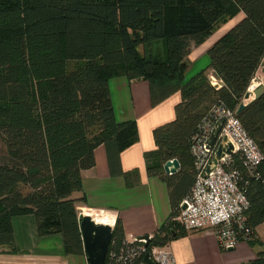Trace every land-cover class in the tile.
<instances>
[{"label": "trees", "instance_id": "obj_1", "mask_svg": "<svg viewBox=\"0 0 264 264\" xmlns=\"http://www.w3.org/2000/svg\"><path fill=\"white\" fill-rule=\"evenodd\" d=\"M242 18L208 49L213 87L203 70L186 80V57L219 25ZM162 41L165 58L151 56ZM259 70L264 71V0H0V247L15 254L11 220L32 215L40 237L60 234L69 254L83 255L75 194L81 173L94 167L93 152L104 146L110 156L137 142L136 123L115 120L109 81L124 76L150 85L152 105L179 92L175 118L153 129L155 149L150 175L168 189L171 216L132 261L116 223L105 264H140L153 247L186 234L172 221L195 180L193 138L212 109L235 112L257 145L261 162L244 167L232 157L239 188L248 207L240 242L256 244L264 223V95L236 114ZM177 160L180 170L167 176L163 165ZM142 245V244H141ZM5 253V252H4ZM121 255L124 262L114 261ZM246 264H264V249Z\"/></svg>", "mask_w": 264, "mask_h": 264}, {"label": "crops", "instance_id": "obj_2", "mask_svg": "<svg viewBox=\"0 0 264 264\" xmlns=\"http://www.w3.org/2000/svg\"><path fill=\"white\" fill-rule=\"evenodd\" d=\"M236 18L234 25L242 15ZM224 33L212 40L209 37L202 45L191 46L186 57L187 71L203 61L205 66L197 73L210 72L207 51ZM161 52V57L152 53L151 56L163 60L165 47ZM109 91L115 120L118 123L135 122L138 139L128 149L110 157L104 146L97 147L93 152L95 165L81 173L82 191L74 197L84 198L76 204L79 209L112 213L125 241L132 242L158 233L172 213L168 189L159 177L147 172L153 161L145 160L144 154L155 149L153 129L175 118L174 108L180 101V93L152 105L149 83L130 81L124 76L111 79ZM11 225L17 252L9 254V247H0V264H87L84 254L67 253L60 234L40 237L34 216L14 217ZM255 232L256 244L239 242L231 251L221 250L210 231L186 232L152 250L169 252L176 264H246L264 249V223Z\"/></svg>", "mask_w": 264, "mask_h": 264}, {"label": "built area", "instance_id": "obj_3", "mask_svg": "<svg viewBox=\"0 0 264 264\" xmlns=\"http://www.w3.org/2000/svg\"><path fill=\"white\" fill-rule=\"evenodd\" d=\"M256 77L248 89L250 93L263 83L255 82ZM207 78L213 87L220 86V81L212 71L207 74ZM211 112L214 122H204L202 134L192 140L190 152L193 157L195 180L189 195L179 204L177 214L172 221L186 232L210 231L215 236L220 249L228 250L235 248L240 242L239 234L245 221L244 212L248 207L247 199L239 188L238 174L230 169L232 157L238 153L244 167L252 169L261 162L262 155L257 145L242 128L235 112L224 107H214ZM216 125H220L221 130L214 147L207 148L210 135ZM223 138L232 145L233 155H225L205 178V170L213 159L217 146L224 143ZM183 205L186 206L185 210H182ZM85 212L94 217L100 215L110 223L112 229L115 227L116 220L112 213L82 209L80 216H86ZM133 242L139 243L140 246L128 251L130 261L146 252L143 246L147 244L145 240L138 238ZM108 255L110 258L113 257L107 252ZM150 259L154 264H176L173 256L165 250H151ZM114 261L124 262L126 259L119 255ZM140 264H143V261Z\"/></svg>", "mask_w": 264, "mask_h": 264}, {"label": "water", "instance_id": "obj_4", "mask_svg": "<svg viewBox=\"0 0 264 264\" xmlns=\"http://www.w3.org/2000/svg\"><path fill=\"white\" fill-rule=\"evenodd\" d=\"M264 95V81L258 86L253 93L247 91L244 95L242 104L238 107L236 114H240L244 108L253 100L260 98ZM252 97V98H251ZM248 101V102H247ZM221 130L220 125H216L212 131L207 148H212L215 145L217 135ZM223 144H219L215 151L214 157L205 170L204 177L208 175L216 168L218 162L225 156L233 155V147L227 142L226 138H223ZM180 170V164L177 160H171L163 165V171L167 176L177 174ZM186 206H182V210H185ZM81 239L83 243V252L86 256L87 264H105L106 256L112 240L113 229L108 225H103L95 222L90 216H82L79 224ZM148 243L150 238L148 236L142 237ZM232 249H228L231 251ZM143 264H154L150 259V253L145 254L143 258Z\"/></svg>", "mask_w": 264, "mask_h": 264}, {"label": "rangeland", "instance_id": "obj_5", "mask_svg": "<svg viewBox=\"0 0 264 264\" xmlns=\"http://www.w3.org/2000/svg\"><path fill=\"white\" fill-rule=\"evenodd\" d=\"M235 20H237V18H233L232 20L228 21L225 25H219L217 27V29L213 32L212 36L210 37L212 40L213 38L215 37H218V34H222L224 33V31L230 29L232 26L231 25H234L233 23L235 22ZM164 43L162 41H158V42H155L153 43V45L151 46V53L153 55H158L159 57H161V54H162V50L164 49ZM205 66V65H204ZM203 66V61H200L194 68L193 70L191 71H187L186 72V80H189L191 79V77H193L195 74H197L198 71L202 70L204 68ZM264 81V71L263 70H259L258 73H257V77H256V80L255 82H259V83H262ZM7 160L6 158V148L4 146V144L1 142L0 140V164L1 163H4L5 161ZM81 208L79 209L78 207V212L79 214L81 213ZM86 213V212H85ZM95 218V217H94ZM97 219H103L102 217L98 216L96 217Z\"/></svg>", "mask_w": 264, "mask_h": 264}, {"label": "bare ground", "instance_id": "obj_6", "mask_svg": "<svg viewBox=\"0 0 264 264\" xmlns=\"http://www.w3.org/2000/svg\"><path fill=\"white\" fill-rule=\"evenodd\" d=\"M252 98V97H251ZM248 102V101H247ZM86 215H88V216H91V217H93V220L95 221V222H97V223H99V224H103V225H108V226H110V223L105 219V218H103V219H97L96 217L94 218V216H92V215H89L88 213H86ZM98 216H100V215H98ZM97 216V217H98Z\"/></svg>", "mask_w": 264, "mask_h": 264}]
</instances>
